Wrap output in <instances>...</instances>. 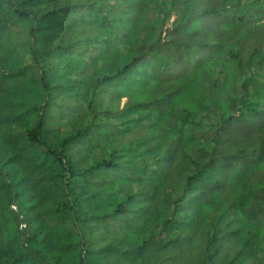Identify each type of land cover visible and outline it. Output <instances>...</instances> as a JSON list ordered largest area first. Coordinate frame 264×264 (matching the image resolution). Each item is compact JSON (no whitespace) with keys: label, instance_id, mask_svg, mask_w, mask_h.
Instances as JSON below:
<instances>
[{"label":"trees","instance_id":"1","mask_svg":"<svg viewBox=\"0 0 264 264\" xmlns=\"http://www.w3.org/2000/svg\"><path fill=\"white\" fill-rule=\"evenodd\" d=\"M0 264H264V0H0Z\"/></svg>","mask_w":264,"mask_h":264}]
</instances>
